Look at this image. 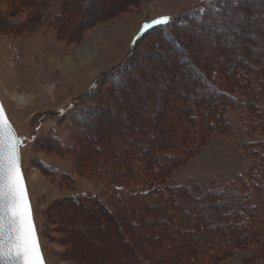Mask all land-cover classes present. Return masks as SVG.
<instances>
[{"label":"rangeland","instance_id":"374dc122","mask_svg":"<svg viewBox=\"0 0 264 264\" xmlns=\"http://www.w3.org/2000/svg\"><path fill=\"white\" fill-rule=\"evenodd\" d=\"M220 3L226 9L212 7ZM209 7L210 16L187 27L193 23L182 16ZM162 16L178 27L133 43L145 23L153 25ZM169 33L180 37L177 44L169 42ZM245 34L251 39L246 43ZM240 55L244 63H236ZM121 64L130 65L107 77ZM263 65L264 0H0V99L21 138V166L46 264H122L134 256L145 258L142 264H156L145 245H157L158 237L170 239L173 247L181 243L178 235L186 223L179 213L188 220L189 238L196 230L203 237L210 230L224 237L241 234L239 220L246 215L235 204L238 196L228 190L204 199L201 193H182L169 209H162L159 193L153 199L160 204L150 199L125 218L123 211L113 216L107 210L113 207L109 187L92 165L110 152L119 167L127 166L128 157L140 162L147 153L160 163L162 151L174 146L173 125L182 124L175 122L178 114L218 112L225 103L209 93L208 81L218 86L217 77L223 75L236 88L244 79L239 69L258 71ZM206 70L230 75L213 77ZM69 73L74 79H68ZM176 75L183 76L184 85L176 84ZM240 108L237 101L225 110L230 131L213 134L172 173L168 185L252 177L253 152L264 145V132L249 128ZM253 108L264 116L260 99ZM255 203L261 210L260 201ZM166 212L173 213L169 220ZM181 249L174 254L170 247L172 263H188ZM220 264H264V253L252 243L236 248Z\"/></svg>","mask_w":264,"mask_h":264},{"label":"trees","instance_id":"16d2710c","mask_svg":"<svg viewBox=\"0 0 264 264\" xmlns=\"http://www.w3.org/2000/svg\"><path fill=\"white\" fill-rule=\"evenodd\" d=\"M216 1L218 0H211L212 3H216ZM205 2H209V0H205ZM218 5H221V3L212 7L217 8ZM212 7L204 10H191L182 16V19H187L189 22L193 23L188 24L187 27L200 24L201 19L199 18L202 16H210V13H212ZM218 7V11L226 9L225 5ZM174 21V19H169L167 24L161 23L151 25V27L147 30H143L142 33L136 37L134 44H136L141 38H145L148 34L155 31L162 29L161 31L166 30L167 32L170 26L178 27L179 23L176 25V23L174 24ZM247 29L248 27L246 30ZM246 34L242 35L245 43L248 40H251ZM179 38L178 35L173 33L168 34V40L171 43L175 44L179 41ZM243 58L244 57L240 55L236 63L241 62ZM186 60H189L188 57ZM242 62L244 63V59ZM129 65L130 64H121L107 77H115L120 72L125 71V66L128 67ZM239 70V74L242 73L244 81L242 80L235 84L236 88L231 86L234 85L231 81L229 83L225 81V79L222 78L223 75L217 77L218 86H215L211 80L208 81V85L210 86L209 93L212 92L214 97L220 96L223 100L225 99V103L223 102L220 105L218 112H212L211 110L205 109V112L199 110L195 117L192 113L187 116L188 112L187 114L184 112L182 116L181 114L176 116L175 122L178 121L182 124L179 126L178 123H174V128H172L173 134L170 141L174 146H169L167 144L171 149L166 148L162 151L164 152L161 153V158L163 160L160 161V163L157 161L158 158L147 153V156L143 157L144 159L141 160L142 162H139L138 157H128V160L126 161L127 166L123 164L119 167L110 152L98 162V165H92L95 173L105 179L107 187H109V196L112 199V201H110L112 202L113 207H111L112 209L107 207V210L113 216L123 211L121 217L125 218L124 215H126V212L131 213L139 206L144 208L145 203L150 199L158 198V196H160L159 193H163L164 196L163 199H161L162 209L164 207L166 208V206H168L169 209V207L172 206V201L176 199L179 200L180 198H178V196H181L182 193H201L200 195H202V198L204 199L209 195L220 196L219 193H217V190H228L231 194L238 196L235 200V204L238 205L239 212L242 213V215H246V218L244 217V219L241 218L242 220H239L241 223V226H239V231L242 232L241 234L239 232H231L224 237L221 234L214 235L213 230H210L207 235L203 237L201 232L196 230L191 232L192 234L189 238L188 235L190 234V231L187 229L188 220L186 216L182 213L176 214L182 223H186V225L184 224L182 236L178 235L181 243L176 241L174 244L175 248L170 239L169 242H167L166 240L161 241L158 237L155 239L157 245H145L147 247V257L153 260L156 264H175L172 263L173 260L170 259L171 254L169 253L170 255H168L167 253L170 252V247L171 249L173 248V253L175 254V251L181 246L182 249L179 253L184 254V257L188 260L187 264H220L226 258L232 256L236 248H244L252 243L258 245L259 253H264V145H261L263 143H260V146H258L253 152L256 160L251 166L250 173L252 174V177L250 178L239 175L235 178L220 179L219 181L216 180L214 182L193 187L171 186L167 184L172 173L178 171L183 165H185L188 159L200 147H202L213 134L230 131L225 110L231 105L234 106L235 102L238 101L243 109L240 108V110H242L240 114L243 116L246 123L249 124V128L251 127L254 130L258 129L264 132V116L259 117L257 111L253 108V104L257 102V99H260L264 106V65L258 71H253V69H246V71H243L242 68ZM190 71H193L196 74L198 73V69L195 66H192ZM214 71L216 73H210L209 70H206V72H209L213 77L216 74L218 76V73L223 74L224 72L220 70ZM170 74L174 75L173 72H170ZM224 74L229 76L230 72L226 71ZM183 79V76L176 75V84L184 85L182 82ZM239 90L240 93L236 94V91ZM207 95L208 94L205 93V98L208 97ZM256 97L258 98L256 99ZM207 104L208 103H206V105ZM73 107L74 105H70L67 109L61 110V113L63 115L66 114V112ZM92 108L93 106L86 110ZM196 110H198V106H196ZM73 144L78 145L77 149L81 147L78 141ZM80 154L81 151L80 153L78 151L77 155L80 156ZM138 163L142 164L141 169H138ZM96 197L100 203H103L101 196ZM256 199L260 201L262 207L261 210L258 209L255 203ZM153 200L156 202L158 199ZM156 203L160 204L159 202ZM172 214L173 213L166 212V214H164L166 215L165 219L169 220V215ZM168 222L170 223V221ZM120 230V232L125 231L123 227H120ZM233 230L235 231L236 228L234 227ZM190 239L192 240V244ZM163 252L166 254H164L162 259L161 254ZM144 261H146L145 258H141L140 260L139 256H134V258H124L122 264H142Z\"/></svg>","mask_w":264,"mask_h":264},{"label":"snow or ice","instance_id":"6c2138e0","mask_svg":"<svg viewBox=\"0 0 264 264\" xmlns=\"http://www.w3.org/2000/svg\"><path fill=\"white\" fill-rule=\"evenodd\" d=\"M169 19L162 16L152 24H167ZM149 27L145 23L142 31ZM18 146L19 139L0 109V260L5 264H45L21 172Z\"/></svg>","mask_w":264,"mask_h":264},{"label":"water","instance_id":"95a60500","mask_svg":"<svg viewBox=\"0 0 264 264\" xmlns=\"http://www.w3.org/2000/svg\"><path fill=\"white\" fill-rule=\"evenodd\" d=\"M0 109L3 110L4 115L7 117V120L9 121L11 127L13 128V130L15 131L16 136H17L18 139H19V146H18V147H19V155H20V167H21V172H22V175H23V179H24V183H25V187H26V191H27V195H28V199H29V203H30V207H31L32 219H33V223H34V227H35L36 235H37V238H38V243H39V246H40V249H41V252H42V247H41V244H40V241H39V237H38V233H37L36 225H35L34 218H33V211H32V206H31V202H30V198H29V194H28V189H27L26 181H25L24 174H23V171H22V166H21V154H20L21 138L18 136V133L16 132L14 126L12 125L11 121L9 120L8 115H7V113H6L5 109H4V106H3V104H2L1 99H0ZM42 255H43V252H42ZM43 259H44V255H43ZM44 262H45V259H44ZM0 264H5V262L2 261V260H0ZM45 264H46V262H45Z\"/></svg>","mask_w":264,"mask_h":264},{"label":"bare ground","instance_id":"6f19581e","mask_svg":"<svg viewBox=\"0 0 264 264\" xmlns=\"http://www.w3.org/2000/svg\"><path fill=\"white\" fill-rule=\"evenodd\" d=\"M99 1V0H98ZM102 1V0H101ZM97 2V1H96ZM121 3V2H120ZM117 5V4H116ZM123 5V4H122ZM105 6V5H104ZM101 7V6H100ZM96 8V7H95ZM116 8V7H115ZM114 8V9H115ZM118 8V7H117ZM116 8V9H117ZM96 9H99V8H96ZM103 9V8H102ZM113 8H112V10H114ZM104 10V9H103ZM106 10V9H105ZM115 11V10H114ZM114 11H112V12H114ZM103 13V12H102ZM109 13H111V9H110V11L108 12V14ZM98 14H99V12H98ZM97 15V14H96ZM105 15V14H104ZM106 15H107V13H106ZM98 16V15H97ZM104 17V16H103ZM90 55V54H89ZM68 63H69V61H68ZM70 65H69V68H70V70H74L75 68H74V66H72L71 65V63H69ZM73 72V71H72ZM73 75H74V73H69V76H68V79L69 78H72L73 77ZM72 79H74V77L72 78ZM70 80V79H69ZM20 101H23L24 100V97H21L20 99H19Z\"/></svg>","mask_w":264,"mask_h":264}]
</instances>
